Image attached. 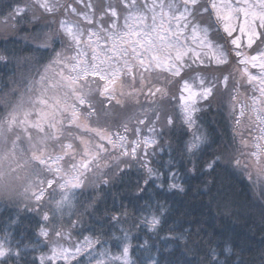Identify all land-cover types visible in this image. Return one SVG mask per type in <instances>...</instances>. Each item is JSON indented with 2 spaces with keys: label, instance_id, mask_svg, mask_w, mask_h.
Listing matches in <instances>:
<instances>
[{
  "label": "clouds",
  "instance_id": "clouds-1",
  "mask_svg": "<svg viewBox=\"0 0 264 264\" xmlns=\"http://www.w3.org/2000/svg\"><path fill=\"white\" fill-rule=\"evenodd\" d=\"M0 264H264V0H0Z\"/></svg>",
  "mask_w": 264,
  "mask_h": 264
}]
</instances>
